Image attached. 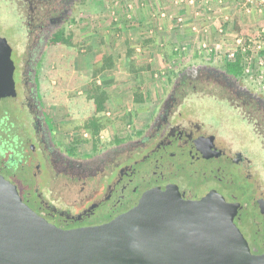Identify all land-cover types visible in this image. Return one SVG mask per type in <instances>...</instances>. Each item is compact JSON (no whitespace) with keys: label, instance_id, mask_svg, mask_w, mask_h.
Returning a JSON list of instances; mask_svg holds the SVG:
<instances>
[{"label":"flooded vegetation","instance_id":"1","mask_svg":"<svg viewBox=\"0 0 264 264\" xmlns=\"http://www.w3.org/2000/svg\"><path fill=\"white\" fill-rule=\"evenodd\" d=\"M89 1L0 0L9 28L24 39L15 63L0 32L12 62L11 86L0 97V177L62 231L109 224L152 202L153 192L190 202L217 195L264 264V92L228 63L180 66L147 118L106 140L80 148L58 133L43 101L40 63L46 42Z\"/></svg>","mask_w":264,"mask_h":264},{"label":"rangeland","instance_id":"2","mask_svg":"<svg viewBox=\"0 0 264 264\" xmlns=\"http://www.w3.org/2000/svg\"><path fill=\"white\" fill-rule=\"evenodd\" d=\"M10 18L1 6L0 32L17 63L24 39ZM63 34V44L45 48L38 79L58 133L80 148L138 126L191 61L222 66L240 56L243 78L264 92L261 0H90ZM101 92L103 110L93 114L88 97ZM92 115L97 135L85 127Z\"/></svg>","mask_w":264,"mask_h":264},{"label":"water","instance_id":"3","mask_svg":"<svg viewBox=\"0 0 264 264\" xmlns=\"http://www.w3.org/2000/svg\"><path fill=\"white\" fill-rule=\"evenodd\" d=\"M0 44V97L11 86ZM153 196V197H152ZM109 224L62 231L37 216L0 177V264H260L217 195L197 202L151 193Z\"/></svg>","mask_w":264,"mask_h":264},{"label":"trees","instance_id":"4","mask_svg":"<svg viewBox=\"0 0 264 264\" xmlns=\"http://www.w3.org/2000/svg\"><path fill=\"white\" fill-rule=\"evenodd\" d=\"M63 35H64L63 31L55 34L49 40L46 49L47 48H53L57 45L63 44V38H64ZM67 40H69V38H66V40H64V41H67ZM227 63H228V67H230V69L232 71H235L238 75H243L244 68L241 65L240 56H237V58L235 60H233L232 62H227ZM88 99L90 101V104L92 105L93 114L103 110V105H104V102L106 99V96L103 92H101L99 94H97V93L90 94ZM85 127H86V129H89L93 135H97L101 129L99 121L95 115H92L90 117V119L87 120Z\"/></svg>","mask_w":264,"mask_h":264},{"label":"built area","instance_id":"5","mask_svg":"<svg viewBox=\"0 0 264 264\" xmlns=\"http://www.w3.org/2000/svg\"><path fill=\"white\" fill-rule=\"evenodd\" d=\"M262 3H264V0H261Z\"/></svg>","mask_w":264,"mask_h":264}]
</instances>
